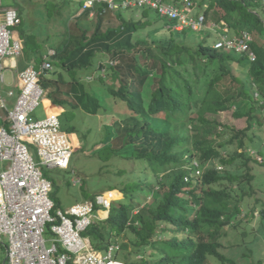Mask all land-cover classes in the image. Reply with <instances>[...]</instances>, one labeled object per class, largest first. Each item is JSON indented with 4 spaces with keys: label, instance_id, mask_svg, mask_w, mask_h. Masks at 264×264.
Here are the masks:
<instances>
[{
    "label": "trees",
    "instance_id": "1",
    "mask_svg": "<svg viewBox=\"0 0 264 264\" xmlns=\"http://www.w3.org/2000/svg\"><path fill=\"white\" fill-rule=\"evenodd\" d=\"M83 2L62 20L58 43L50 42L56 79L45 77L43 86L58 80V91L72 87L76 104L95 115L104 104L92 91L93 83H105L111 104L121 100L129 111L112 118L113 133L106 143L111 156L144 163L133 175L128 168L117 173L122 182L108 191L118 190L122 198L113 200L108 217L94 221L84 235L97 252L120 239L118 252H125L120 256L125 264H236L224 249L236 244L239 233H234V242L224 241V229L237 228L242 221L248 227L259 209L264 220V203L241 205L246 196L242 187L248 184L244 180L254 177L250 162L264 164V140L254 139H264V0H192L200 9L193 11L204 14L206 25L195 32L167 28L168 22L151 8L140 9V18L135 12L126 18L128 9L114 12L102 4L91 16L88 10L79 13ZM148 13L163 25L144 35L152 23ZM116 18L119 23L112 25ZM81 19L94 21L91 34ZM210 20L213 29L207 27ZM215 33H248L255 58L215 49ZM100 55L116 62L106 67L105 78L84 81L76 76ZM60 70L73 79L64 81ZM75 84L82 87L79 95ZM225 113L232 122H222ZM63 129L76 132L74 126ZM223 132L227 139L217 144L213 134Z\"/></svg>",
    "mask_w": 264,
    "mask_h": 264
},
{
    "label": "built area",
    "instance_id": "2",
    "mask_svg": "<svg viewBox=\"0 0 264 264\" xmlns=\"http://www.w3.org/2000/svg\"><path fill=\"white\" fill-rule=\"evenodd\" d=\"M97 4H106L114 12L149 7L168 22L167 28L176 30L195 32L206 27L204 14L193 11L192 0H86L83 8L92 9V16ZM21 22L19 11L4 7L0 0V162L4 164L0 172V237L7 238L4 264H125L117 259V241L97 252L84 235L90 224L108 217L114 200L111 192L98 193L65 210L56 208L50 196L52 181L40 166L68 169L74 146L57 115L41 120L32 117L47 93L42 80L53 71L55 51L49 49L38 63L19 69L23 44L15 37V29ZM250 41L248 33L242 37L219 34L213 47L246 53L253 60ZM3 90L7 98L15 97L11 108L2 97ZM73 180L80 181L79 177Z\"/></svg>",
    "mask_w": 264,
    "mask_h": 264
},
{
    "label": "rangeland",
    "instance_id": "3",
    "mask_svg": "<svg viewBox=\"0 0 264 264\" xmlns=\"http://www.w3.org/2000/svg\"><path fill=\"white\" fill-rule=\"evenodd\" d=\"M69 1L71 0H2V5L4 7H14L19 11L20 16L22 17V24L16 27L15 30L17 31V33L19 32L22 35L25 46L34 51L36 47L35 41L40 40L42 46H49L50 43L46 42L44 39L49 38V35L58 36L59 31H62L64 29V26L58 25L57 21H54L55 24L52 25L53 21H50V18L56 12H61L62 19L59 21L66 19L71 14L70 8L72 10L76 9L77 2L79 0H72L71 7L70 5H68ZM197 10H200L199 7L194 8V11ZM211 11L212 10H210V17L212 18ZM134 12L136 13V18H140V16L142 15L141 10L125 11L124 15L126 18H129ZM147 17L152 21V23L149 24L150 26L146 28V30H144V35L147 34V30L149 28H159L161 24L163 25V22L160 19L161 17L159 18L157 15L149 13L147 14ZM73 23L74 20L71 21V24ZM81 23L88 27V30L91 34V32L93 31L94 21L91 20V22H89L85 19H81ZM112 23V25H116L119 23V21L116 18L112 21ZM212 26L213 22L210 20L207 24V27L213 29ZM226 29L227 27L225 26L223 30ZM156 32L161 33L160 30ZM191 35V37L199 36L198 34L194 33H191ZM218 36L219 34L215 33L213 35V38L215 39ZM28 39H30L29 43H27ZM55 39L58 40L59 38L56 37ZM26 51L27 50H25V52ZM100 56H97V58L103 60H106L108 58L106 56L101 58L102 56ZM129 60L130 56H128V61ZM61 72L65 74L66 80L64 81L67 82V80L73 79V77L70 74H67L66 71L62 70ZM97 72L98 69L95 67L94 60L92 66L89 69L81 68L80 71L76 73V76L85 77L87 73ZM104 72L107 74V70H105ZM51 74L53 73L50 72V74L45 75L46 79H56ZM99 74H101V72L97 75ZM97 75H94V77H96ZM6 77L7 81H10L8 80L9 74H7ZM51 81L54 85H51L48 89H46L47 93L40 100L39 105L32 114V117L34 119L41 120L51 115H57L61 120L65 116L63 118V127L68 128L70 126H74L75 131L79 136V139L81 140V144L73 148L68 169H47L44 166H40V168L43 170V173L52 181L53 187L50 196L59 208L67 209L72 205L85 201L91 196H95L97 193H102L104 191L112 189L113 187H115V185H117V182L118 184L122 182V178H120L119 174L117 175V173L123 171L125 168H128L130 169L129 175H133L135 171L134 169H142L144 163H136V161L133 160L118 158V156H116V158L111 156V150L106 145V143L108 142V144H110L108 135L113 133L112 118H123L126 114H129V111L127 110L124 102L121 100H118L116 104H111V102L107 98V93L102 87V84L105 85V83L101 84V81L93 83L94 85L92 91L96 94V96L101 98L104 104V107L102 105V107L99 109L98 114L93 115L86 112L78 103L76 104L75 100L69 95V93H67L68 95H66V89L62 87L58 91V86H60L61 84L60 81ZM108 84H110V82H108ZM98 85L99 87H97ZM58 92L60 94H58ZM256 95L257 94H255L254 96ZM3 96H5V94H3ZM56 98H62L63 101L56 102ZM7 99L8 107L11 108V104L13 103L14 98ZM231 118L232 115H228L226 113L220 116V119L224 120L222 122H225L227 120H230V122H232ZM233 120H235V118H233ZM233 125L237 126L238 123ZM237 128H241V125H238ZM213 137L215 138L214 140L217 144H219L220 142H224L227 139L226 132L217 135L213 134ZM254 139L259 142H263L264 140L263 137H260L259 135L255 136ZM246 149L250 153L254 152L252 147L248 146L246 147ZM241 150L242 149H240L239 151ZM260 151L261 155L264 156V149H260ZM31 153L33 158L36 160L37 157L35 155V152L31 150ZM256 158L261 160L258 154L256 155ZM250 165L252 169L250 170V174H252L254 177L252 179H249L250 182H248V180L246 179L244 180L248 183L243 185L245 188L241 186L246 195L241 205L247 204V206L249 207L253 205L259 206L260 203H264V164L261 166H257V163L250 162ZM218 170L221 169L218 168ZM77 175H79L82 179V186L72 183V178ZM238 185L229 184L228 186L235 189V187H237ZM110 196L111 198H114V200L122 198V194L116 192L111 193ZM261 206L260 208L264 209V207ZM101 214L104 216L103 213ZM253 215L254 217L250 219L248 227H245L243 223L244 221H242V224L238 225L237 228L230 227L224 229V231L227 230L226 232L228 233L226 237H223L222 240L224 241L230 240L231 242H234V233H239L240 237L237 239L236 244L234 243L231 248L226 247L224 249L229 257H234L233 261H235L236 264H261L264 262V220L261 221L259 219V216L261 215L260 209L254 211ZM240 216H242V214ZM243 232H246V234H243ZM129 236L130 235L128 234V237ZM46 237H48V234L46 235ZM124 240L127 241L128 238L126 237L124 238ZM115 241L120 242V239H115ZM6 243L7 238L4 236L0 237V264H4L5 261ZM124 253L125 252L121 250L120 252H118L117 259L119 261L123 262V259L120 256Z\"/></svg>",
    "mask_w": 264,
    "mask_h": 264
},
{
    "label": "crops",
    "instance_id": "4",
    "mask_svg": "<svg viewBox=\"0 0 264 264\" xmlns=\"http://www.w3.org/2000/svg\"><path fill=\"white\" fill-rule=\"evenodd\" d=\"M97 5H102V4H97ZM96 5V6H97ZM96 6H95V8H96ZM94 8V9H95ZM84 10H88V12L91 14V10L92 9H90V8H88V9H84L83 8V5H82V7H81V9H80V11H79V13L81 12V11H84ZM71 11V10H70ZM94 11V10H93ZM60 16V17H59ZM90 16V15H89ZM22 18V17H21ZM62 19V15H61V12H57L56 14H54L51 18H50V21H53V23H52V25L53 24H55V22L54 21H57L58 22V25H64V23L62 24V22L64 21H59V20H61ZM68 21L70 20V23H71V19L70 18H68L67 19ZM66 20V21H67ZM21 24H22V22H21ZM20 24V25H21ZM19 25V26H20ZM60 26V27H61ZM18 27V26H17ZM60 32V31H59ZM15 37L16 38H20L21 40H22V42H23V50H22V55L19 57V59H18V68L19 69H22V68H24V67H26V66H28V65H30L31 63H33V61H34V63L36 64V63H38L39 61H40V59H41V56L45 53V52H47L49 49H53L54 51H55V48L53 47V46H50V42H52V43H58L57 41H59V40H56L55 38L57 37L56 35H53V36H51V35H49V38H46V39H44L46 42H49L50 44H49V46H42V44L40 43V40H37V41H35V50L34 51H32V50H30V48L29 47H26L25 46V44H24V39L22 38V35L18 32L17 33V31L15 32ZM51 38H54V39H51ZM29 40L30 39H28L27 40V43H29ZM25 50H27L26 52H25ZM99 61V59L96 57V59H95V63L96 62H98ZM54 71V70H53ZM52 71V73H54ZM87 74H89V73H87ZM72 84H74V83H72ZM75 89H76V91H77V94L79 95L80 94V92L82 91V87L78 84V85H76L75 84ZM46 89H48L49 87H45ZM64 89H66V88H64ZM68 89V90H67ZM66 90H65V93H66V95H68L67 93H69V95L75 100V103L77 102V100H76V98H75V95H74V90L72 89V87H71V89L70 88H67ZM3 94H5V96H3ZM2 97H3V99H6L8 96H7V94H6V90H3L2 91ZM14 98V100H15V97H13ZM59 101L58 102H62L63 100H62V98L61 99H58ZM69 100V99H68ZM7 102H8V99H7ZM14 102V101H13ZM13 104V103H12ZM11 104V105H12ZM80 105V104H79ZM83 108V107H82ZM61 121V120H60ZM61 127H62V123H61ZM62 129H63V127H62ZM64 130V129H63ZM65 131V130H64ZM66 133H68L67 131H65ZM68 135H69V137H70V140H71V142H72V144H73V146H74V148L75 147H77V146H79L80 144H81V140L79 139V136L77 135V133L76 132H73V133H68ZM3 168H4V164L3 163H1L0 162V172L3 170ZM59 170H63V169H59ZM76 175V174H75ZM75 177H79V179H80V181L79 182H76V180H75V182H74V178ZM74 178H72V183L73 184H75V185H79V186H82V179H81V177L79 176V175H77V176H75ZM52 187H53V184H52ZM119 193V194H121L118 190H113L111 193ZM93 197L94 196H91V197H89L88 199H86V200H91V199H93ZM52 198V197H51ZM53 200V199H52ZM54 201V200H53ZM54 203H55V201H54ZM57 204L55 203V206H56ZM56 208H59L58 206H56ZM59 209H61V208H59ZM62 210H65V209H62Z\"/></svg>",
    "mask_w": 264,
    "mask_h": 264
},
{
    "label": "clouds",
    "instance_id": "5",
    "mask_svg": "<svg viewBox=\"0 0 264 264\" xmlns=\"http://www.w3.org/2000/svg\"><path fill=\"white\" fill-rule=\"evenodd\" d=\"M84 2H83V5H84V3L86 2V0H83ZM147 8H149V7H147ZM133 9H136V11L137 10H140L141 8H133ZM133 9H128V10H133ZM143 9V8H142ZM103 57H105V56H102L101 58H103ZM107 57V56H106ZM116 64V62H114L113 60H111L110 58H107L106 60H103V59H99V61L98 62H96L95 63V67L98 69V72L97 73H90V75H86L85 76V79H86V81H91V79L92 78H94V75H97L98 73H100L101 72V74H99V76H101V77H103V78H105L106 77V73L104 72L105 70H106V67L108 68L109 66H111V65H115ZM54 69V68H53ZM218 168H220V167H218ZM221 169V168H220ZM113 190H111V191H104V192H112ZM98 194V193H97ZM111 209V208H110ZM110 212V211H109ZM109 212H108V214L107 215H109ZM103 214H106L105 213V211H104V213ZM117 255H118V253H117ZM5 259H6V256H5ZM5 262V261H4Z\"/></svg>",
    "mask_w": 264,
    "mask_h": 264
}]
</instances>
